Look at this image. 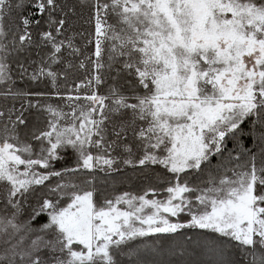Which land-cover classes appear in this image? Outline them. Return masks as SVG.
<instances>
[{
  "label": "snow or ice",
  "instance_id": "6c2138e0",
  "mask_svg": "<svg viewBox=\"0 0 264 264\" xmlns=\"http://www.w3.org/2000/svg\"><path fill=\"white\" fill-rule=\"evenodd\" d=\"M0 264H264V0H0Z\"/></svg>",
  "mask_w": 264,
  "mask_h": 264
},
{
  "label": "trees",
  "instance_id": "16d2710c",
  "mask_svg": "<svg viewBox=\"0 0 264 264\" xmlns=\"http://www.w3.org/2000/svg\"><path fill=\"white\" fill-rule=\"evenodd\" d=\"M190 236H192V238H193V240H196V239H198L199 238V230H196V231H190L189 233H188Z\"/></svg>",
  "mask_w": 264,
  "mask_h": 264
}]
</instances>
